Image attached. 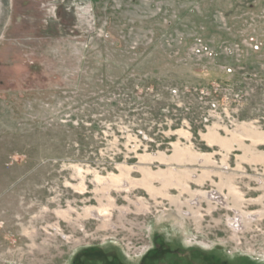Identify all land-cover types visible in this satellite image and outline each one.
<instances>
[{"label":"rangeland","instance_id":"1","mask_svg":"<svg viewBox=\"0 0 264 264\" xmlns=\"http://www.w3.org/2000/svg\"><path fill=\"white\" fill-rule=\"evenodd\" d=\"M0 264H264V0H0Z\"/></svg>","mask_w":264,"mask_h":264},{"label":"built area","instance_id":"2","mask_svg":"<svg viewBox=\"0 0 264 264\" xmlns=\"http://www.w3.org/2000/svg\"><path fill=\"white\" fill-rule=\"evenodd\" d=\"M257 47H258V46H257ZM214 90L218 92L220 89H219V87H214ZM173 91H174V93L176 94L177 90L174 89ZM216 107H217V102H212V103H211V108H212V109H215Z\"/></svg>","mask_w":264,"mask_h":264}]
</instances>
